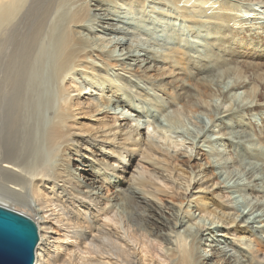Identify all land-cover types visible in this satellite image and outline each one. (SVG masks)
I'll use <instances>...</instances> for the list:
<instances>
[{"label":"bare ground","instance_id":"bare-ground-1","mask_svg":"<svg viewBox=\"0 0 264 264\" xmlns=\"http://www.w3.org/2000/svg\"><path fill=\"white\" fill-rule=\"evenodd\" d=\"M70 1L0 0V203L34 214L40 230L34 264H164L176 254V264H223L222 257L226 262L232 258V264H246L248 253L240 255L237 244L219 239L213 231L208 232L211 239L204 240L189 228L185 235L179 234L184 224L174 215L171 202H163L160 196H185L197 182L196 192H201L194 198L197 206L216 215V208L202 194L214 181L207 185L208 181L177 170L173 155L145 131L151 124H163L165 107L143 93V86L135 85L138 77L126 75L129 82L116 83L113 69L130 75L156 72L157 78L150 77V82L173 98L191 103L200 95V87H212L209 75L213 71L224 73L233 62L252 64L244 61L246 50L249 57L264 59L261 25L245 22L229 1H201L196 9L212 14L205 18L196 12L188 14L190 6L183 3L185 19L193 29L203 27L206 41L198 37L193 48L164 44L161 56L155 50L125 46L115 37L94 36L83 9L72 11L67 7ZM106 1L88 0L87 5L101 13L107 35L113 31L156 33L187 42L176 24L153 21L151 26H138L141 14H133L125 23L120 11L110 9ZM243 34L247 40L241 38ZM244 41L248 48L242 50ZM153 43L159 45L161 38ZM175 63L180 70L175 74L182 77L173 74ZM253 67L247 68L251 79L221 92L226 96L257 84L262 87L261 101L213 112L228 135L243 132L247 136L254 126L264 138V70ZM126 95L140 96L143 105L137 107ZM121 107L136 113L137 119L119 112ZM252 113L261 117L260 123L253 125L247 119ZM240 153L235 158L238 162L244 156L255 157L256 171L250 176L257 187L253 191L264 193V153L245 149ZM79 161L81 167L75 171ZM215 178L225 193L227 186L218 174ZM224 193L222 199H227L218 201L220 206L225 203L221 210L235 208V197ZM235 215L226 223H236L227 227L226 235L235 233L236 227L252 236L259 232L257 215L242 209ZM243 242L249 245V240ZM163 244L169 245L170 254H156ZM205 251L210 254L204 256ZM251 254L259 258L255 250Z\"/></svg>","mask_w":264,"mask_h":264},{"label":"rangeland","instance_id":"rangeland-1","mask_svg":"<svg viewBox=\"0 0 264 264\" xmlns=\"http://www.w3.org/2000/svg\"><path fill=\"white\" fill-rule=\"evenodd\" d=\"M87 1L71 0L67 7L72 9V11L80 8L83 9V18L86 19V25L91 29L94 36L100 35L105 38L109 37L110 39H114L113 37H115L117 39L123 40L126 43L125 46L128 45L132 47L133 45V48L139 47L146 50H155L158 55L161 56V52L164 50V44L170 43L172 47H177L181 46V44H184L185 46L187 45L188 48H193L198 37L206 41L207 33L203 30V27L199 29L197 26L194 27L195 29H193L191 27V23L187 19H185L182 12L183 3L186 4L188 2L187 5L190 6L188 14L198 13L197 15L200 14L201 17L204 18L207 15H212L210 14L211 11H209L207 15H203L201 14V11L196 9L198 6L197 4L205 0H109L106 1L109 8L119 10L123 22L133 14L137 16L141 14V17L139 16V18H143L145 20L139 19L138 23H136L138 26L143 23L146 26H151L153 21H164L165 25L163 24V26H167L168 24H176L179 30L181 29V32L184 33V37H186L187 42L181 43L178 38L171 39L167 36H158L156 33L140 34L139 32H135L137 33L136 35L135 33L131 32L126 33L123 31H110L112 33H109L110 35H107L106 33H104V30H106L107 27H105L106 23L102 20L103 16L96 10V8H94V6L92 7L90 5H87ZM225 1L231 2L233 3L234 7L239 8V13L242 14V16L245 18V22L261 26L264 25V1ZM138 11L140 12L138 13ZM166 23L168 24L166 25ZM261 26L259 30L263 31L261 38L264 39V27ZM155 38H161V43H159V45L153 43ZM241 38L247 40V36L244 34L241 36ZM110 46L111 45H109L108 47ZM240 47L242 50L247 49V42H241ZM245 53L246 54L244 61L252 64H246L244 62H233L235 65H232L233 63H230V65L233 67L230 66V68L224 73L213 71L209 75V79L212 78V87H200V95L191 103H185L184 101H179L173 98V95H171V93H165L162 89L156 87L153 82H150L151 78H157L156 72H149L147 75H139L138 73H136V75H130L128 72L121 74L120 72L113 69V77L116 80V83L119 84H125L126 82H129L131 80L129 77H126V75L131 76V78L138 77V80L140 82L136 83L135 85L143 86V93L147 92L151 94L156 102L165 107L166 117L165 115H163L164 117L162 116V120H165L163 121V124H151L150 126L145 128V131L151 133V136L157 143V145H159L164 150H168L173 155L174 164L177 170L181 171L186 176L190 175L195 180L197 178H202L206 182L208 181L207 185L212 184V181H214L213 184L208 188V192H202V194L205 193V202L207 204H210L212 206V209L216 208V215L211 214L210 216V214L201 212V210L197 206V201L194 198L201 195V192H196L198 190L197 182L190 187V190H188V193L185 196H160V199L163 202H171V205H173L174 215H176L177 219L183 222V227L181 226L178 229L179 234L185 235V231L189 228L190 231L193 230V233H196V231L199 232V236H201V238H203L204 240L210 238L211 234H209L208 232L213 231V235H215L219 239H225L230 243L237 244L238 249L236 250V252H239L240 255L244 252H247L250 258L246 264H264V231H262L264 228L262 226V224L264 225V196L262 195H264V193L259 192L258 194H256L253 191L257 187L254 184V181H252L250 178L252 171L253 173L256 171V159L255 157L253 158V156L250 157L248 155L244 156L245 159L241 162L235 160V158L237 159V157L241 156L240 152L244 151V149L245 151L264 153V138L260 135L259 131L254 128V126L249 129V134H247V136L243 132H237L235 135H228L222 129V121L217 120V118L215 119L213 113L216 109L232 107L237 108L243 106V103L245 105L246 103L261 101L260 95L262 92V87L261 85L257 84L253 87H245L238 90H233L227 93L226 96H224V94L221 92L223 89H226L228 85H233L245 78L251 79L247 68L250 69V67L254 66L253 68L259 67L264 70V59H254L252 55L249 57V55H247L250 53L248 50H246ZM166 58L165 56L162 57V59ZM97 62L101 63V61ZM259 62L260 64L258 65ZM169 65L167 67H169ZM177 68V63H175L174 69L176 70H174L173 74L177 77H182L181 74H175L177 72H180V70ZM213 77L215 79H213ZM76 78L78 79V76H76ZM185 80L188 85L192 87L197 86V83L195 85L194 80ZM89 84H91V81H86V85ZM87 96H90L89 93H87ZM126 96H128L127 99H133L135 104H137V107L143 105L140 101V96ZM98 99L99 98H97V100ZM119 112L126 113L128 115H131V118L137 119L136 113H133L128 108L122 109L121 107L119 109ZM247 119L251 121L253 125H255L256 123H260L261 121V117H259L256 113H252ZM227 121L228 119H225L223 122ZM79 167H81L80 161L79 163H75V171H78L77 169H79ZM216 174H218L219 181H221L223 185L227 186L225 193L221 192L218 189L219 182L217 178L213 180V177H215ZM178 182H183L184 184V180H179ZM249 182H251V184ZM108 186L110 187L113 185L109 184ZM109 191L106 192V196L112 192ZM222 193H224V195H230V197L234 196L235 198H232V203L233 205H235L234 200H236V205L239 206V209L249 211V213L252 215H257V218H259V222L257 221L255 225H257L258 229H260L257 234H254L252 236V234H249L247 231H245V229L236 227L234 228L235 233L226 235L228 232L227 227L230 225H226V223L232 217L236 216L235 212H238L239 209L235 205L236 209L233 208L228 210L224 208L225 210H221V208L224 207L225 203L223 202V206H220L218 205V201H220V199H227V196L222 199ZM217 194L220 195L218 196ZM4 204L8 205V203ZM15 208L21 209V207L19 206H16ZM21 210L26 211L25 209ZM223 211H225L226 214L223 213ZM221 214L223 215V217H221ZM27 215L32 217V215L34 214L28 211ZM235 224L236 223H231V225ZM244 240H249V245L245 244L243 242ZM168 246L163 244L162 250L164 251L162 252L161 249H158L156 250V254H170L167 249ZM252 250H255V254L259 256V258H256L257 260H255V257H253V255L251 254ZM233 252L234 250L231 251L232 254H234ZM208 254H210V252L205 251L204 256ZM174 257L177 258H167L164 264H176L175 262H177L178 260V254L174 255ZM220 262H223V264H232V258L231 261L226 262L222 257V259L220 258ZM74 264L83 263L75 261ZM212 264H214V262H212Z\"/></svg>","mask_w":264,"mask_h":264},{"label":"water","instance_id":"water-1","mask_svg":"<svg viewBox=\"0 0 264 264\" xmlns=\"http://www.w3.org/2000/svg\"><path fill=\"white\" fill-rule=\"evenodd\" d=\"M39 240L31 216L0 203V264H34Z\"/></svg>","mask_w":264,"mask_h":264}]
</instances>
